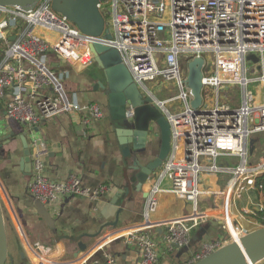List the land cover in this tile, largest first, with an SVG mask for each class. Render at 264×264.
Listing matches in <instances>:
<instances>
[{
  "label": "built area",
  "instance_id": "obj_1",
  "mask_svg": "<svg viewBox=\"0 0 264 264\" xmlns=\"http://www.w3.org/2000/svg\"><path fill=\"white\" fill-rule=\"evenodd\" d=\"M105 4H109L112 13L111 31L101 11L110 39L105 38L104 32L97 37L82 33L52 10L48 2H41L32 10L15 6L2 10L0 98L5 100V113L23 125L61 114L82 113L84 123L101 117L97 104L81 103L75 93L68 96L64 92L66 70L56 71L51 64L52 58L57 57L64 65L90 66L94 61L89 45L94 41L116 48L137 84L171 82L176 86L175 98L154 99L164 109L170 125V151L161 170L148 179L143 221L128 234L126 241L140 252L138 264H159V243L152 230L155 226L166 227L161 242L166 250L186 245L190 229L214 215L210 210L199 211L200 200L208 196L226 198V190L213 192L204 187L201 175L224 170L216 164L218 156L240 157V164L227 169L231 173L227 211L224 202L218 210L229 239L202 242L187 258L186 264H193L232 239L231 221L228 225L226 213L230 217L233 197H241L242 191L251 188L258 191L259 197L264 195L263 184L256 186L257 178L264 174V154L256 164H247L246 145L251 135L264 131V0H107L99 4V9ZM180 54H189L187 62L193 57L203 58L201 104L197 110L190 105L192 93L184 83L187 72L184 75L181 72ZM249 54H255L257 61L247 59ZM247 62L258 67L259 75L252 79L260 86L258 98L247 87ZM227 83L242 88V103L236 108L220 101L221 88ZM141 92L153 95L147 90ZM173 100L183 104L179 113L166 108ZM133 113L129 106L126 117L131 118ZM31 175L29 193L47 205L67 196L96 199L110 191L107 184L86 187L72 175L63 181L47 179L42 174L38 153L32 159ZM164 179L170 181L168 189L161 186ZM163 191L191 202L193 211L154 223L150 215L157 210L158 195ZM258 209L264 210L261 205ZM241 211L251 213L247 207ZM36 252L49 253V250L38 246ZM37 264L50 261L39 255ZM79 264L96 263L82 260ZM104 264H116L114 257L105 254Z\"/></svg>",
  "mask_w": 264,
  "mask_h": 264
},
{
  "label": "crops",
  "instance_id": "obj_2",
  "mask_svg": "<svg viewBox=\"0 0 264 264\" xmlns=\"http://www.w3.org/2000/svg\"><path fill=\"white\" fill-rule=\"evenodd\" d=\"M51 64L56 71L66 70L64 92L68 96L75 93L81 103L97 104L102 116L84 123L82 113L61 114L33 125H23L7 117L5 100L0 98V188L11 203L16 221L7 264H37L39 255L50 264H79L82 260L104 264L105 254L113 256L116 264H138L140 252L135 245L127 243L126 237L143 221L144 194L150 180L139 191L136 189L135 171L130 168L135 157L133 154L125 157L119 148L115 129L123 125L110 118L103 71L95 62L87 67L68 66L53 57ZM99 81L104 87L98 84ZM156 132L153 130L148 149L151 151L147 150L142 163L152 159L157 152L159 136ZM22 133L31 145L32 159L37 153L41 155L42 174L47 179L63 181L72 175L86 187L107 184L110 191L96 199L67 196L49 205L35 199L28 190L32 175L23 174L19 167L23 147L18 136ZM201 176L204 187L212 191L223 189L218 172ZM161 186L168 189L170 181L164 179ZM250 190L256 191L257 195L258 191L252 188L244 191L251 201ZM198 209H220V198L203 197ZM255 209L253 207L252 211ZM192 211L191 202L163 191L158 195L157 210L150 218L155 223L180 218ZM216 221L218 223L213 224ZM152 230L159 243V264H186L189 252L202 242L229 239L220 215H211L206 222L192 227L189 242L170 251L161 243L166 227L155 226ZM78 242L84 244L86 250L76 258ZM38 246L47 248L49 253H37ZM59 248V256L47 258V254L58 255ZM257 264H264V259Z\"/></svg>",
  "mask_w": 264,
  "mask_h": 264
},
{
  "label": "water",
  "instance_id": "obj_3",
  "mask_svg": "<svg viewBox=\"0 0 264 264\" xmlns=\"http://www.w3.org/2000/svg\"><path fill=\"white\" fill-rule=\"evenodd\" d=\"M106 1L0 0V14L8 6L19 7L22 10H32L39 3L48 2L52 10L66 17L82 33L97 37L104 32L105 38L110 39L111 34L107 28L104 29V16L99 9V4ZM89 49L93 55V61L104 74L110 118L113 121H119L123 125L115 129L121 153L125 157H129L131 154L135 157L130 168L135 171V187L139 191L141 186L161 169L162 163L170 151L171 133L169 122L165 118L164 109L154 102L156 98L153 95L142 94L130 71L122 62L120 53L116 48L100 41H94L89 45ZM247 59L256 62L257 56L249 54ZM202 67L203 58L200 56L193 57L187 62V73L184 79V83L192 93L190 105L196 110L201 104ZM98 84L104 87L101 81ZM96 85H94V88ZM129 106H132L134 110L131 118H127L125 114ZM153 129H156L159 136V146L154 157L142 163L141 159L147 156L149 141L153 138ZM18 138L23 147L19 167L23 174L30 175L32 169L31 145L24 133L19 135ZM0 187H2L1 184ZM2 191L6 195L3 188ZM230 194L231 184L226 189V211ZM146 196L147 193L144 194V197ZM8 202L10 203L9 200ZM226 217L228 225H230L228 213H226ZM216 223L218 222L216 221L213 224ZM229 230L232 235L229 242L224 243L193 264H257L264 259V226L254 228L243 234H237L232 228H229ZM77 246L78 251L74 254L76 258L80 252L86 250V246L81 242H78ZM58 251V255H49V257L59 256L61 249L59 248ZM8 258L7 233L0 205V264H6Z\"/></svg>",
  "mask_w": 264,
  "mask_h": 264
},
{
  "label": "rangeland",
  "instance_id": "obj_4",
  "mask_svg": "<svg viewBox=\"0 0 264 264\" xmlns=\"http://www.w3.org/2000/svg\"><path fill=\"white\" fill-rule=\"evenodd\" d=\"M105 13L106 17V22L107 26L110 28L112 31L111 27V8L109 4H105L102 8V10ZM189 57V54L185 55H179V65L182 74L184 75L187 72V58ZM210 59V58H209ZM255 69V71H253ZM259 75L258 67L255 65L253 66L252 63L247 62L246 63V76L249 80L247 87L248 89H252L254 91V98H258L260 94V86L256 82H253L252 79L257 77ZM138 88L141 91H149L153 96L159 100H165L170 98H175L176 94L178 93V88L174 86L171 82H166L165 84H159V82H155L153 84H148L146 82H143L142 84L137 85ZM226 87V88H224ZM223 89L220 91V101L221 102H227L232 108H236L241 105L242 103V88L238 84H231L227 83L222 86ZM224 97H226L224 99ZM233 99V100H232ZM166 108L171 112V113H179L182 108L183 104L180 101L173 100L170 104L166 105ZM247 164H256L258 162V158L264 154V131L258 132L256 134H253L249 137L247 141ZM168 156V155H167ZM166 156V157H167ZM166 159V158H165ZM164 159V160H165ZM241 158L236 157V156H229V155H223V156H218L216 158V164L219 166L220 169L224 170H219L218 171V179L220 185L223 187V190H226L227 184L229 179L231 178V173L227 171V169L234 168L238 164H240ZM164 163V161H163ZM162 163V165H163ZM162 168V167H161ZM161 170V169H160ZM159 171V170H158ZM227 183V184H226ZM221 187V188H222ZM214 192V191H213ZM241 197H233L231 200V218L233 222H235L236 230L239 231V234H243L247 231L260 227L256 226L255 224L251 223V221L248 218V212H244L247 214H243L241 211V208L247 207L250 212H252L253 207L254 208H259L260 205L262 208H264V195L259 197L254 190L249 191V195L251 198V201L247 199L246 193L244 191L241 192ZM225 197V196H224ZM214 199V197H212ZM211 201V199H210ZM199 202V201H198ZM224 202L225 204V198L220 197V204L222 205ZM11 204V203H10ZM9 202L5 198L1 188H0V205L3 211L4 215V221H5V228H6V233H7V244H8V253L11 249V244L13 243V238H12V230L13 227L15 228V218L14 214H12L13 211H11ZM217 208V207H216ZM219 209H214L210 211L209 213H212L214 215H219ZM218 211V212H217ZM224 224H222L223 226ZM243 232V233H242ZM199 244L197 247H195L193 250H191L188 254L190 256L196 249L200 246ZM187 256V258H188ZM10 258V254H9ZM8 258V259H9ZM7 259V261H8ZM187 261V259L185 260ZM7 264V263H6Z\"/></svg>",
  "mask_w": 264,
  "mask_h": 264
},
{
  "label": "trees",
  "instance_id": "obj_5",
  "mask_svg": "<svg viewBox=\"0 0 264 264\" xmlns=\"http://www.w3.org/2000/svg\"><path fill=\"white\" fill-rule=\"evenodd\" d=\"M260 182L264 186V174L257 178L256 186ZM248 218L251 223L255 224L256 226H264V210L255 209L251 213H248Z\"/></svg>",
  "mask_w": 264,
  "mask_h": 264
},
{
  "label": "bare ground",
  "instance_id": "obj_6",
  "mask_svg": "<svg viewBox=\"0 0 264 264\" xmlns=\"http://www.w3.org/2000/svg\"><path fill=\"white\" fill-rule=\"evenodd\" d=\"M229 203H230V201H229ZM229 203H228V205H229ZM230 221H231V227L230 228H232L233 229V231H235L237 234H238V232H237V228H236V226H235V222H233V220H232V218H231V213H230Z\"/></svg>",
  "mask_w": 264,
  "mask_h": 264
}]
</instances>
